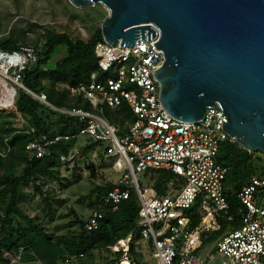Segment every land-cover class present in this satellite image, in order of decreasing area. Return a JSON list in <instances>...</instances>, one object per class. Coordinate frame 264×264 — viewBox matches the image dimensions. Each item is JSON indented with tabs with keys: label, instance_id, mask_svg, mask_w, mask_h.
Here are the masks:
<instances>
[{
	"label": "built area",
	"instance_id": "built-area-1",
	"mask_svg": "<svg viewBox=\"0 0 264 264\" xmlns=\"http://www.w3.org/2000/svg\"><path fill=\"white\" fill-rule=\"evenodd\" d=\"M159 38L158 30L155 40L137 39L134 47L121 46V39L117 47L105 40L96 42L92 50L98 66L110 76L98 81L93 73L88 81L66 86L70 96L87 99L92 109L56 107L46 95L40 97L62 115L77 119L82 124L79 131L42 134L27 150L42 158L56 145L81 135L103 146L105 157L120 175L87 218L84 228L88 233L100 227L107 211L118 210L134 195L138 207L134 222L156 264H216L219 257V264H264V175H252L237 195L240 205L232 209L224 187L227 167L218 159L221 145L233 139L224 127L227 115L220 104L207 107L205 117L197 122L176 120L165 110L155 77L164 59L155 45ZM0 55L6 75L11 72L14 79L10 80L24 88L21 71L36 61L35 47L25 44L12 52L0 50ZM11 56L20 57V62L7 63L6 57ZM123 102L135 120L128 121L126 132L120 134L121 126L103 111L105 107L116 110ZM61 157L71 160L75 153L70 150L68 157ZM158 170L173 175L162 193L152 177ZM122 240L110 246L124 250L119 264L124 259L136 264L127 256L131 235L126 245ZM84 257L80 253L74 259Z\"/></svg>",
	"mask_w": 264,
	"mask_h": 264
},
{
	"label": "water",
	"instance_id": "water-1",
	"mask_svg": "<svg viewBox=\"0 0 264 264\" xmlns=\"http://www.w3.org/2000/svg\"><path fill=\"white\" fill-rule=\"evenodd\" d=\"M69 1L108 8L101 32L113 47L120 39L124 47L150 42L159 30L155 45L164 59L155 77L165 110L197 122L220 104L226 132L244 149L264 153V0Z\"/></svg>",
	"mask_w": 264,
	"mask_h": 264
},
{
	"label": "trees",
	"instance_id": "trees-1",
	"mask_svg": "<svg viewBox=\"0 0 264 264\" xmlns=\"http://www.w3.org/2000/svg\"><path fill=\"white\" fill-rule=\"evenodd\" d=\"M31 25L44 29L45 40L41 50L35 47L37 53L36 61L30 62L21 71L23 85L39 96L46 95V100L56 107L66 106L92 109V105L87 99L82 97L71 98L68 89H59L57 84L66 83L69 86H75L92 79V73H96L95 79L98 81L110 76L109 72L102 71L99 68L97 58L92 50L96 42L104 40L101 28H98L87 41H84L82 39H73L67 33L49 30L37 23H32ZM25 44L27 43L21 41L19 37L11 36L0 42V50L12 52L19 50V47ZM59 46H66V55L58 59L54 67L47 68ZM45 74L50 80L48 85L43 82ZM16 108L19 112L32 119L34 129L31 133L20 131L12 126L11 121L2 120L6 115L0 112V171H4L0 175V213L4 211V216L1 218L3 235L0 237V264H10L11 260L7 254L19 255L22 262L37 261L44 254H47L51 256L48 259V264H57L56 258L61 256L65 245L70 244L73 246L71 252L75 256L80 253L88 255L91 254L96 246L107 244L110 248V246L116 245L119 240L125 239L129 235H131L129 251L132 255H136V241L140 239V233L134 222V217L138 210L134 195L131 199L124 201L118 210L107 211L97 230L88 233L84 228L86 219L82 223V233L79 239H69L61 235L54 240L48 236L41 225L34 223L29 226L19 225L16 229L8 228L13 215H23L18 206V202L22 198L21 185L28 184L35 177L36 169L42 165L45 158L50 156L52 150L55 149V147L52 148L51 153L42 158H37L33 155L29 158L25 153L27 145L31 141L38 140L42 134L49 136L55 134H76L82 125L77 119L62 115L23 87L18 91ZM103 113L112 123L121 126L120 134H124L126 131V127L122 126L126 120L131 122L135 120L134 113L126 102H123L116 110L105 107ZM54 123H57L58 131L52 130ZM93 144L92 146H100V143L93 142ZM7 150L8 152H6ZM12 156L19 158L18 164L26 162L24 172L20 175L15 174L12 170L13 167L10 168L7 165L8 158ZM218 159L227 167L225 182L227 179L232 181L233 187L227 191L225 190V192L230 200L232 209H235L236 206L240 205L237 195L242 187L248 184L252 175H264V173H257L253 163L252 152L241 147L233 139H229L221 145ZM172 176L170 172L160 170L153 172L154 185L160 193L164 191V184ZM114 186L115 184L110 186L100 197L99 201ZM37 188L39 189L38 186ZM238 222V218L235 219L234 223L238 224ZM125 223H127V226H124ZM120 243L126 245L125 240ZM20 249H23L21 254ZM114 254L118 260L124 256L122 250L115 251Z\"/></svg>",
	"mask_w": 264,
	"mask_h": 264
},
{
	"label": "rangeland",
	"instance_id": "rangeland-1",
	"mask_svg": "<svg viewBox=\"0 0 264 264\" xmlns=\"http://www.w3.org/2000/svg\"><path fill=\"white\" fill-rule=\"evenodd\" d=\"M108 15L109 10L102 3L79 8L69 0H0V42L11 36H17L21 41L41 50L45 40L44 29L34 27L32 23L40 24L58 33H67L73 39L87 41L98 28H101L103 20ZM66 53V46H59L47 68L54 67L56 61ZM10 79H14L11 72L6 76L0 74V112L6 115L2 120H9L14 128L31 133L34 129L32 119L16 108V97L22 87ZM43 82L50 84L46 74ZM67 85L58 83L57 87L65 89ZM128 121L126 120L122 126L127 128ZM58 129L57 123H54L52 130L58 131ZM92 145L93 142L83 135L76 137L70 143L56 145L52 154L36 169L35 177L28 184L21 185L22 198L18 206L23 215H13L8 228L16 229L19 225L29 226L34 223L41 225L54 240L61 235L69 239H79L82 223L89 217L100 197L117 182L120 175L113 170L112 160L105 157L103 146ZM70 150L75 153V157L71 160L62 159L61 155L68 157ZM27 151L25 150V153L30 158L32 154ZM252 156L257 173H264V153L253 151ZM18 162L19 158L12 156L8 158L7 165L13 167L15 174L20 175L24 172L26 162L21 164ZM3 172L0 171V175ZM232 187V181L227 179L225 190ZM0 215L1 237L3 235L1 218L4 216V211H1ZM124 226H127V223ZM72 247L70 244L63 247V253L56 258L57 264H119L123 258L118 260L114 254L116 250L109 248L107 244H101L83 259H74ZM22 252L23 249H20V254ZM7 256L11 260L10 264L22 263L19 255L7 254ZM127 256L136 264H156L152 249L145 240H137L136 255H132L128 249ZM49 257L51 256L44 254L37 262L48 264ZM221 261L222 258L219 257L216 264ZM124 264L129 263L124 260Z\"/></svg>",
	"mask_w": 264,
	"mask_h": 264
},
{
	"label": "bare ground",
	"instance_id": "bare-ground-1",
	"mask_svg": "<svg viewBox=\"0 0 264 264\" xmlns=\"http://www.w3.org/2000/svg\"><path fill=\"white\" fill-rule=\"evenodd\" d=\"M4 58V56H1L0 55V59H3ZM6 61H7V63H10V64H13V63H15V62H20V57H18V56H11V57H9V58H7L6 57ZM6 70H7V68L5 67L4 68V65L2 64L1 66H0V74L1 75H4V76H6ZM124 260H126V261H128L127 259H124ZM124 260H123V264H124ZM129 263V262H128Z\"/></svg>",
	"mask_w": 264,
	"mask_h": 264
},
{
	"label": "crops",
	"instance_id": "crops-1",
	"mask_svg": "<svg viewBox=\"0 0 264 264\" xmlns=\"http://www.w3.org/2000/svg\"><path fill=\"white\" fill-rule=\"evenodd\" d=\"M31 262H35V263L39 264L37 261H31ZM23 263H29V262H22L21 264H23ZM41 264H44V263L42 262Z\"/></svg>",
	"mask_w": 264,
	"mask_h": 264
}]
</instances>
